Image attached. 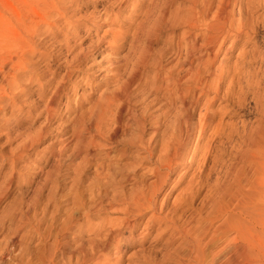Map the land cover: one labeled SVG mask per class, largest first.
Listing matches in <instances>:
<instances>
[{
    "label": "rangeland",
    "instance_id": "obj_1",
    "mask_svg": "<svg viewBox=\"0 0 264 264\" xmlns=\"http://www.w3.org/2000/svg\"><path fill=\"white\" fill-rule=\"evenodd\" d=\"M67 1L58 21L59 0H0V264H226L227 254L250 264L232 248L218 255L229 243L252 247L253 263L264 264V225L219 235L239 220L220 189L239 176L251 181L257 168L264 182V38H231L210 63L202 52L187 58L178 43L186 26L176 21L154 37L130 30L115 52L108 43L115 29L127 30L135 15L144 19L143 9L151 10L150 25L159 1ZM259 8L244 13L264 30ZM36 12L48 22L39 33ZM234 14L240 17L239 5ZM242 50L255 52L251 64L238 57ZM72 60L81 62L69 66ZM169 72L181 78L170 87L175 98L164 81ZM115 91L114 107L102 116L103 95ZM207 115L212 121L201 136ZM169 142L177 143L171 151L181 164L163 183L157 176L168 171L157 169ZM153 186L162 187L157 209L166 219L150 226L148 213L135 222L128 198Z\"/></svg>",
    "mask_w": 264,
    "mask_h": 264
},
{
    "label": "bare ground",
    "instance_id": "obj_2",
    "mask_svg": "<svg viewBox=\"0 0 264 264\" xmlns=\"http://www.w3.org/2000/svg\"><path fill=\"white\" fill-rule=\"evenodd\" d=\"M74 1V0H73ZM79 1V0H78ZM115 1V0H114ZM142 1V0H141ZM154 1V0H153ZM159 4H160V9H159V14H155L156 16L155 18H152L150 25L147 24L148 19L150 16L148 15L149 12H151V10L145 11L146 13H144V9L141 11V15H145L144 19H140L139 17L136 20V15L134 16L132 21H136L131 22L130 26L127 28V30L125 29L124 31H122L119 27L120 30L115 29V32H113V39L111 41H107L111 46L113 51H117L119 46L122 45V40H125V38L127 37V35L130 33V30L136 28V31L134 34V37L137 38L138 36L141 35V30L145 29L147 32H145V35L148 37H154V36H159L161 34V32L163 31V29L167 26H175L176 25V21L180 22V24H183L186 26L185 28V32H183V34L180 36V40L178 41L179 43V47H184L186 50V56L187 58H190L188 56H199V54L202 52V54L204 55H208L209 60L208 62H213L215 61V59H217L216 57L220 54V52H222V50L225 47V43L227 42V40L233 38V39H241L243 37H245V41L248 44H251L253 41H255L254 43H259L262 41V39L264 38V30H261V26L259 25L256 26L254 24H251L250 22V17L246 16V14L244 13V11L247 9L254 11V8L256 7H263L264 8V0L263 1H259V0H182L184 3H188L187 6H178L176 9L174 7L176 0H158ZM80 2V1H79ZM124 0H117L116 2H109L113 5L117 4V3H123ZM145 2V1H144ZM69 3L67 0H59V4H61L62 6H55V8L58 10L57 12L59 13V15H57V20L59 21L62 17H65V15L63 16V9H66V4ZM143 3V2H142ZM153 3V2H152ZM71 4V3H70ZM110 4V5H111ZM127 4V3H124ZM108 5V4H107ZM109 6V7H112ZM235 5H239L241 8V14L239 18H235L234 14V6ZM116 6V5H115ZM114 6V7H115ZM123 4L120 6V8L122 9ZM109 7H106V9L108 10ZM124 7V6H123ZM138 7H140V2L139 5L136 4L135 6V12H137L136 10L138 9ZM174 7V8H173ZM119 8V9H120ZM259 8V9H260ZM141 9V7H140ZM245 9V10H244ZM67 10V9H66ZM114 10V9H113ZM139 10V9H138ZM256 10V9H255ZM121 11V10H120ZM184 14H183V13ZM256 12V11H255ZM37 13V12H36ZM122 13V12H121ZM247 13V12H246ZM249 13V12H248ZM38 14V13H37ZM105 14V13H104ZM111 14V13H110ZM109 14V15H110ZM120 15V14H119ZM134 15V14H133ZM138 15V14H137ZM172 16V22L171 20H169L168 16ZM212 15V20H208L209 17ZM48 18L52 17L51 15H47ZM56 17V16H55ZM105 17V16H104ZM119 17V16H118ZM125 17V16H124ZM129 17V16H128ZM54 18V17H53ZM100 18V16H99ZM117 18V17H116ZM132 18V17H131ZM255 18V17H254ZM125 19V18H124ZM54 20V19H53ZM101 20V19H100ZM126 20V19H125ZM258 20V19H257ZM112 21V20H111ZM109 22V21H108ZM113 22V21H112ZM40 23H48L47 19H45L43 16L41 15H37V19L35 20V24H36V33L40 32ZM102 23V22H101ZM105 23V21H104ZM111 23V22H110ZM118 23V22H117ZM116 23V24H117ZM55 24V23H54ZM129 24V23H128ZM112 25V24H111ZM115 26V25H114ZM121 26V24H120ZM125 26V25H124ZM127 26V25H126ZM135 26V27H134ZM178 26V25H177ZM122 27V26H121ZM183 27V26H182ZM111 28V27H110ZM109 28V30H110ZM124 28V27H123ZM180 28V27H179ZM263 28V27H262ZM100 28H98L99 30ZM113 29V28H111ZM171 29V28H169ZM178 29V28H177ZM97 30V29H96ZM108 30V29H107ZM108 30V31H109ZM144 30V31H145ZM112 31V30H111ZM109 31V32H111ZM166 31V30H165ZM100 32V31H99ZM108 32V33H109ZM106 33V32H105ZM103 33V34H105ZM107 34V33H106ZM93 35V33H92ZM103 36V35H102ZM101 36V37H102ZM98 37V36H97ZM106 37V36H103ZM102 37V38H103ZM257 37H261L262 39H258L255 40ZM100 39V38H99ZM104 40V39H103ZM135 40V39H134ZM140 40V39H139ZM144 40V39H143ZM101 41V40H100ZM133 41V40H131ZM102 42V41H101ZM233 42V41H232ZM100 43V42H99ZM143 43V42H142ZM130 44V43H129ZM99 45V44H98ZM100 46V45H99ZM34 52H36L38 50V43L37 40H33V45H32ZM31 47V48H32ZM93 47V46H92ZM145 48V47H144ZM93 49V48H90ZM146 49V48H145ZM95 50V48L93 49ZM92 51V50H91ZM90 51V52H91ZM149 51V50H148ZM229 51H231V48L227 49V53H229ZM33 52V53H34ZM89 52V51H88ZM84 53V52H83ZM86 53V51H85ZM84 53V54H85ZM139 53V52H138ZM255 52L250 51V52H245L244 50H242L238 57L239 58H243L245 60V62H247L248 64H251L254 59H255ZM88 54V53H87ZM115 54V53H114ZM140 54V53H139ZM179 54V53H178ZM185 54V53H183ZM86 55V54H85ZM84 58H87L85 57ZM141 55L143 56V54L141 53ZM145 55V54H144ZM80 54L77 56V59H79ZM76 57V56H75ZM145 57V56H144ZM144 57H140L137 58L141 64V62H145L146 60H144ZM200 57V56H199ZM203 57V56H202ZM206 57V56H205ZM82 58V57H81ZM128 58V57H127ZM193 59V58H192ZM185 60V59H184ZM194 60V59H193ZM218 60V59H217ZM20 61V60H19ZM132 61V60H131ZM136 61V60H135ZM134 61V62H135ZM187 61V60H185ZM184 61V62H185ZM224 61V60H223ZM75 62L77 64H75ZM81 62V61H80ZM79 60H72V62L70 63L69 66H75V65H79ZM137 62V63H139ZM162 62V61H161ZM202 62V61H201ZM21 63V62H20ZM179 63V62H177ZM193 63V62H192ZM221 63V62H220ZM96 64V63H95ZM201 64V63H200ZM138 65V64H136ZM158 65V64H157ZM180 65V64H179ZM183 65H185L183 63ZM182 65V66H183ZM187 65V64H186ZM189 65H191L189 63ZM188 65V68H190ZM202 65V64H201ZM210 65V64H209ZM142 66V65H141ZM163 66V65H162ZM174 66V65H173ZM197 66V65H196ZM24 67V66H23ZM26 67V66H25ZM24 67V68H25ZM177 68V66H175ZM179 67V66H178ZM184 67V66H183ZM186 67V66H185ZM192 67V66H191ZM195 67V66H194ZM199 67H201L199 65ZM203 67V66H202ZM212 67V66H211ZM72 68V67H71ZM135 68V67H134ZM199 69V68H198ZM172 70V69H171ZM174 70V68H173ZM177 70V69H176ZM70 72V71H69ZM199 72V71H198ZM202 72V71H201ZM187 73V72H186ZM206 73V72H205ZM251 73V72H250ZM177 75V74H176ZM198 75V74H197ZM158 76V75H157ZM178 76V75H177ZM175 76L173 73L167 74V76H165L164 81H168L170 84L166 85L168 90H170L171 96L172 98L176 97V94L174 93V91H171L172 86L177 85L178 83L181 82V78L179 79L180 82H178V77ZM181 76V75H180ZM185 76V75H184ZM190 76V75H189ZM203 77V76H202ZM159 78V77H156ZM185 78V77H184ZM197 78V77H195ZM209 79V78H208ZM226 79V78H224ZM195 81V80H194ZM210 82V80H209ZM214 83V81H213ZM157 84V83H156ZM197 84V83H196ZM223 84V83H222ZM231 84V83H230ZM158 85V84H157ZM154 84V87L156 89H159V86H157ZM186 85V84H185ZM191 85V84H188ZM195 85V82H194ZM208 85V82H207ZM210 85V84H209ZM64 86V85H63ZM63 86L61 88H63ZM153 86V85H152ZM197 86V85H196ZM199 86V83H198ZM60 89V86H58ZM70 87V86H69ZM153 87V88H154ZM162 87V84H161ZM201 87V86H200ZM154 88V89H155ZM165 88V87H164ZM206 88V85H205ZM210 88V87H209ZM222 85L221 83L218 84L215 87V92L216 95H219V92L221 91ZM231 88V87H230ZM228 89L227 91V95L230 93ZM166 89V88H165ZM61 90V89H60ZM149 90V89H148ZM59 91V90H58ZM58 91L54 94H59ZM76 91V90H75ZM205 91V90H204ZM209 91V90H208ZM112 92V91H111ZM122 92V91H121ZM207 92V91H206ZM189 93V90H188ZM107 94V93H106ZM105 94V95H106ZM116 91L115 93H112L110 96H105L103 95V100L100 101V103L103 101V105L101 106V104L99 106H101L100 108H102L103 112H102V116H105L108 113V110L111 108V106H113V102L114 99L119 95ZM186 94V93H185ZM195 94V92H194ZM203 95H206V93H202ZM113 95V96H112ZM70 96V95H69ZM182 96V95H181ZM188 96V95H187ZM57 96H53V99L50 101L52 104L55 101V98ZM120 97V96H119ZM122 97V96H121ZM178 97V96H177ZM183 97V96H182ZM194 97V96H193ZM196 97V95H195ZM194 97V98H195ZM217 96H215L214 98H216ZM52 98V97H51ZM186 98V97H183ZM193 98V100H194ZM200 98V97H199ZM117 99V98H116ZM178 99V98H177ZM180 99V98H179ZM178 99V100H179ZM192 100V101H193ZM196 100V98H195ZM174 101V100H172ZM197 101V100H196ZM181 102V101H180ZM194 102V101H193ZM176 103V102H175ZM185 105V102H183ZM195 103V102H194ZM198 103V102H197ZM210 103V102H208ZM115 104V102H114ZM123 104V103H122ZM191 104V103H190ZM193 104V103H192ZM191 104V105H192ZM177 105V104H176ZM193 106V105H192ZM190 106V109L191 107ZM196 106V104H195ZM50 107V106H49ZM114 107V106H113ZM120 107V106H119ZM122 107V106H121ZM125 107V106H123ZM185 107V106H184ZM188 107V106H186ZM99 108V107H98ZM99 108V109H100ZM195 108V107H194ZM124 109V108H123ZM122 109V110H123ZM184 109V108H183ZM189 109V110H190ZM188 110V111H189ZM192 111V110H191ZM123 112V111H122ZM187 112V110L185 111ZM189 113V112H188ZM192 113V112H191ZM191 113L187 115V117H184V121L185 123L189 126V124H191L189 122V117L191 116ZM194 113V112H193ZM209 113V112H208ZM207 113V114H208ZM263 113H264V108H263ZM117 114V113H116ZM179 114V113H178ZM98 117V116H97ZM107 117V116H106ZM208 119L210 121L207 120V122H205L204 124L201 125L200 127V135L204 136L206 133L207 128L209 127V125L211 124L210 122L212 121L211 118L212 116H208ZM97 119V118H96ZM100 120V119H99ZM192 121V119L190 120ZM205 121V120H204ZM177 122V121H176ZM203 123V122H202ZM102 125V124H101ZM104 125V124H103ZM177 125V124H176ZM184 125V124H183ZM191 126V125H190ZM177 127V126H176ZM99 128V127H98ZM102 128V127H101ZM186 128V127H185ZM159 129V128H158ZM189 129V128H188ZM166 132V131H165ZM183 132V131H182ZM159 134V133H158ZM161 134V133H160ZM156 135V134H155ZM162 136V135H161ZM175 137V136H174ZM165 139V137H164ZM166 141V140H165ZM165 145V143H164ZM177 147V143L176 142H172L169 144H167L164 149H163V155L160 158V162H159V169H163V171L167 170V174L166 176H160V174L157 176L159 179L162 180L163 183L167 182V179L169 178V176H171L172 172H173V166L174 168L176 167V165H180L181 163L177 162L176 160V155L173 154V151H171V149H173V147ZM162 149V148H161ZM161 151V150H160ZM159 151V152H160ZM177 151V149H176ZM160 157V156H159ZM240 169V168H239ZM258 172L259 169L257 168ZM161 171V170H160ZM238 171V170H237ZM242 171V169H241ZM162 172V171H161ZM257 173H255L254 178L249 181V182H242L243 178L241 176L237 177L235 179V181L230 184V185H226L223 186L220 189V196L223 199H228L229 203H232L236 206V209L239 212V220H237V222H229L227 225L222 226V228H220V234L222 236H227V233L229 231H234L235 232V237L241 236L243 231H258L257 228L259 225H264V182H260V175ZM159 173V172H158ZM234 173V172H233ZM242 173V172H241ZM237 174V173H236ZM240 174V172H239ZM234 176V175H233ZM249 177V176H248ZM247 177V178H248ZM155 184V183H154ZM222 186V184H221ZM162 189V187L158 188L155 186H153L152 188H149V190L147 192H145V190H143V192L138 193L140 191H137V194H134L132 196H130L128 198V203L125 206V210L131 211L134 216H136V219L134 218L133 220L135 222L138 221V219L144 215V214H148L151 213L152 215L150 216V220L147 223V225L152 226L153 224H155L156 222L158 223V221L160 223L164 222V220L166 219V217H162V216H158V209H157V196L160 192V190ZM221 198V199H222ZM227 201V200H226ZM228 206H225V208H223V212H226ZM162 211V210H161ZM128 212V213H131ZM166 216V215H165ZM168 218V217H167ZM153 220V224L151 225V221ZM136 224V223H135ZM135 224H130V227H134ZM162 225V224H161ZM167 226V225H166ZM165 226V227H166ZM169 227V226H168ZM184 230V229H183ZM185 231V230H184ZM200 242V241H199ZM198 242V244H200ZM202 244V243H201ZM198 247L197 252H199V255H201L203 257L204 254V249L201 246ZM249 244L250 245H255L253 241L249 240ZM245 246V245H244ZM243 244H238V243H234L233 245L231 243H229L227 246H225L219 253L222 254L225 251H229L231 248L235 250L237 256H241L243 261L246 263H250V264H254V258L256 256L253 255V249L250 246H246L244 247ZM228 255V254H227ZM226 256H222L223 259H226V264H234L235 263V258L233 257H227ZM204 258H205V254H204Z\"/></svg>",
    "mask_w": 264,
    "mask_h": 264
}]
</instances>
